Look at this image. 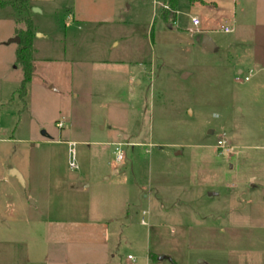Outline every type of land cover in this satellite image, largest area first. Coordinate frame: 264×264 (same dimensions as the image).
<instances>
[{"label":"rangeland","instance_id":"1","mask_svg":"<svg viewBox=\"0 0 264 264\" xmlns=\"http://www.w3.org/2000/svg\"><path fill=\"white\" fill-rule=\"evenodd\" d=\"M29 5L48 39L23 96L25 26L0 8V264H264V44L225 51L257 41L264 0ZM114 142L132 143L121 163Z\"/></svg>","mask_w":264,"mask_h":264},{"label":"trees","instance_id":"2","mask_svg":"<svg viewBox=\"0 0 264 264\" xmlns=\"http://www.w3.org/2000/svg\"><path fill=\"white\" fill-rule=\"evenodd\" d=\"M170 6H174L175 0H169ZM9 8L11 15L16 22H23L24 29L16 31V35L19 39L17 48L15 51V62L20 65L23 71V79L19 85L20 96L24 95L25 86L29 83L33 70V53H34V41L36 40L35 34L36 28L31 19V6L29 0H0V8ZM148 258L151 261H155V257L149 253Z\"/></svg>","mask_w":264,"mask_h":264},{"label":"crops","instance_id":"3","mask_svg":"<svg viewBox=\"0 0 264 264\" xmlns=\"http://www.w3.org/2000/svg\"><path fill=\"white\" fill-rule=\"evenodd\" d=\"M234 1H237V0H234ZM155 3V2H154ZM154 3H153V5H154ZM156 4V3H155ZM177 5H178V0H176V7H177ZM177 11V10H176ZM162 14H163V12H162V10H160V17L162 16ZM162 18V17H161ZM235 16H234V19H233V23H235V25L237 24V20H235ZM254 19H256L255 17H253V20ZM255 21V20H254ZM258 21V20H257ZM259 21H262V23L264 24V14L261 16V18H259ZM258 21V22H259ZM239 25V23L236 25V26H238ZM255 25V24H254ZM203 27H204V32H203V36H206V31H208V21H205L204 23H203ZM203 29V28H202ZM224 29V28H223ZM240 33L238 32L237 33V35L234 37V39H233V42L230 44V45H228V47H226L225 48V51H227V52H229L230 53V51H231V53L232 52H234L236 49H237V47H244V46H247L248 44H250V45H260V44H264V30L263 31H260V35L258 36V38H257V41L255 40V38L252 36V37H248V35H242V36H240L239 35ZM202 36V37H203ZM48 39V37L45 35V33H37L36 34V40L35 41H37V42H43V41H45V40H47ZM201 43V42H200ZM41 44V43H40ZM215 45V51L214 52H217V51H219V48L217 47V45L216 44H214ZM234 59H235V57H234ZM236 60V59H235ZM251 63L253 64V66L257 69V72H261V73H264V62H262V61H260V60H251ZM235 70H236V74H243V75H247V73H248V71H252V73H251V75H250V77H249V80L247 81V82H243V83H241V84H243V85H245V84H248L250 81H251V79H252V77L254 76V71L252 70V69H249L246 73H243L242 72V70L239 68V67H236L235 68ZM262 76H264V75H262ZM130 79V82H132V78H129ZM234 80H235V78H234ZM138 83H141V82H138ZM137 83V84H138ZM46 86L47 87H49V89L50 90H53V91H55V89L53 88V86L51 85V83H49V82H47L46 83ZM249 86V88H251L252 90L254 89L253 87H254V85H248ZM263 99H264V97H263ZM0 106H2V104L0 103ZM100 128L101 129H103V126H100ZM119 143H121V142H114V143H112V145L113 146H115L116 144H119ZM125 143H129V142H125ZM69 144V143H68ZM132 143H129V146L131 145ZM112 173L113 174H116V170H113L112 171ZM87 188H89V186L88 185H84L83 187H82V189L83 190H86ZM95 219V218H94ZM93 221H95V220H93ZM96 222V221H95ZM108 222H110V223H113L114 222V217L113 216H109L108 217ZM93 225H98V223H95V224H93ZM101 235L104 237V238H106L107 237V232H106V230H101Z\"/></svg>","mask_w":264,"mask_h":264},{"label":"built area","instance_id":"4","mask_svg":"<svg viewBox=\"0 0 264 264\" xmlns=\"http://www.w3.org/2000/svg\"><path fill=\"white\" fill-rule=\"evenodd\" d=\"M161 8L164 9V10H169L168 5H166V4H162ZM190 22H191V25L193 27H197L200 24L199 19L196 18V17H192ZM222 32L223 33H228L229 29L228 28H224L222 30ZM251 73H252V71L250 70V71H248L247 75L237 74L235 76V81L237 83L247 82L249 80V77H250ZM56 127L58 129H63L65 127L63 120L62 121H58L57 124H56ZM68 146H69V150H68L69 151L68 166H69L70 169H77L78 167H77V164L75 162V153H74V150L72 148L73 145L71 143H69ZM123 146H129V143H119V144L115 145L114 159H115L116 163H121L124 160V154H123V151L121 149ZM217 146L219 148H225L226 147L225 141H218L217 142ZM128 259H131V257H128Z\"/></svg>","mask_w":264,"mask_h":264},{"label":"water","instance_id":"5","mask_svg":"<svg viewBox=\"0 0 264 264\" xmlns=\"http://www.w3.org/2000/svg\"><path fill=\"white\" fill-rule=\"evenodd\" d=\"M32 12L37 13L39 12L36 8L32 9ZM13 42H15L16 44L19 43V39L15 38L13 40H11ZM201 48L205 51V52H214L215 51V45L214 43L211 41V39L208 36H203L201 39V43H200ZM42 134L44 135V132H42ZM10 175L15 177L20 183H22V178L20 176V174L14 170L11 169L10 170ZM215 193H209V196H214ZM165 259V257H158V260H162Z\"/></svg>","mask_w":264,"mask_h":264}]
</instances>
